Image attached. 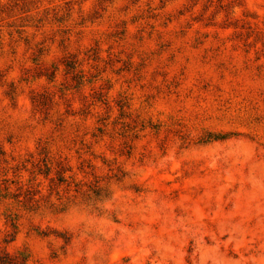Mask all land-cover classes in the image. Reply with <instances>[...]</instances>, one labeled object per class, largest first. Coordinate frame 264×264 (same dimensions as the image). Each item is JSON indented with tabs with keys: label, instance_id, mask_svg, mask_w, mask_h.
Returning a JSON list of instances; mask_svg holds the SVG:
<instances>
[{
	"label": "rangeland",
	"instance_id": "rangeland-1",
	"mask_svg": "<svg viewBox=\"0 0 264 264\" xmlns=\"http://www.w3.org/2000/svg\"><path fill=\"white\" fill-rule=\"evenodd\" d=\"M0 264H264V0H0Z\"/></svg>",
	"mask_w": 264,
	"mask_h": 264
}]
</instances>
